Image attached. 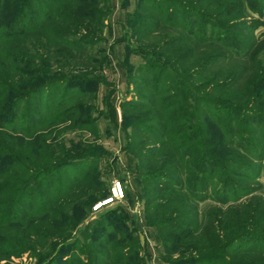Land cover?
Segmentation results:
<instances>
[{"label": "trees", "instance_id": "1", "mask_svg": "<svg viewBox=\"0 0 264 264\" xmlns=\"http://www.w3.org/2000/svg\"><path fill=\"white\" fill-rule=\"evenodd\" d=\"M127 3L123 0V6ZM108 6L110 0H0V264L37 249L47 250L45 258H51L47 264L114 263L105 250L83 246V260L67 253V246L56 248L71 238L72 229L87 215L85 208L93 195L87 186L100 187L98 174L86 177L81 173L83 169L76 167L71 171V180L62 178L60 185L52 189L49 183L39 181L41 176L57 171L52 159L62 162L59 166L65 169L66 161L81 157L65 154L70 160H56L54 151L59 146L52 150L46 140H41L39 150H31V155L25 139L16 134L26 129L23 125L30 124L31 118L43 120L36 109L43 104L47 112L55 110L54 121L58 117L73 120L83 107L76 102L65 109L69 96L90 88L94 81L88 77H63L58 71L76 66L78 61L88 63L85 67L90 68L92 55L86 58L84 52L95 40L87 30L104 26L111 12ZM261 9V0H141L136 10L139 19L134 25L135 37L151 35L155 42L148 44L154 49L153 55L142 50L135 53L145 57L138 72L146 76L140 79L130 77V73L128 77V85L145 91L123 103L125 128V119L131 114H144L140 121L130 123L127 151L132 155L139 152L136 158L148 206L166 200L163 206L152 205L148 216L171 211L168 217L150 219V223L159 229L174 227L189 233L180 234L191 236L202 230L199 219L205 214L202 239L219 249L212 255L177 264H229L225 256L242 253L264 261L263 199L254 198L249 204L232 207L228 209L230 213L216 210L201 214L197 205L208 200L228 205L249 197L255 191L251 182L257 180L263 168L264 118L262 112L249 107L256 98L254 102L259 103L262 94L255 93V89L236 94L245 80L248 85L246 66L240 73L233 69L221 74V78L220 73L211 71L222 47L231 51L224 61L246 60L247 55L238 54L240 51L235 52L233 46L250 48L253 37L237 43L231 32H248L251 10L261 14ZM40 39L46 42L34 56L35 48L30 49L29 41L40 44ZM49 58L60 70H50ZM196 80L202 83L190 84ZM261 80L264 83V74ZM202 90L206 94L198 93ZM87 124L94 122L83 121V125ZM91 127L94 132L96 126ZM152 139L158 143L143 150ZM37 153L42 154L41 158ZM157 163L168 171H152ZM79 196L83 200L76 202L74 198ZM77 214L76 222L73 217ZM227 214L232 217L226 218ZM229 218L232 221L227 222ZM223 231L227 237L220 235ZM87 238L93 244H109L108 238L93 234ZM130 255L123 254V259L131 260Z\"/></svg>", "mask_w": 264, "mask_h": 264}, {"label": "rangeland", "instance_id": "2", "mask_svg": "<svg viewBox=\"0 0 264 264\" xmlns=\"http://www.w3.org/2000/svg\"><path fill=\"white\" fill-rule=\"evenodd\" d=\"M110 2L111 9L109 6L108 8L111 12L109 13V17L104 20V26L101 29L97 27L96 29L91 30V28H89L90 30H87V32L90 31L92 33L95 40L94 44L86 46L87 48L84 52L86 58L92 55L93 63L90 65V68L85 67L88 63L83 64V62L78 61L79 63L77 62L76 66L70 65L63 69V71H58L60 68L55 64L53 58H49L48 60L50 70L54 73L58 71L63 77L72 79L88 77L94 81V85L90 88L84 91L76 90L73 96H69V104L65 109L77 102L83 105L76 113L80 114H74L73 120H63L64 117H58V120L54 121L55 110L53 111L52 109L47 112L45 104H43V106L36 108L38 112H41L40 116L43 120L38 122L34 118H31L30 124L25 122L23 125L24 129H26L16 133L25 139L27 153L31 152V155H33L32 151L35 152V149L39 150V142L41 140H46L47 143L52 146V150L53 146H59V148H56L54 151L56 160L60 159L66 161L69 159L65 157V154L72 156L79 155V157H81L78 160L66 161L68 166H65V169L69 171L68 173L65 172V169H61V165L59 166L62 162H54V159H52V163H54L52 166L57 167V171H54L50 176H41L39 180L40 182L44 181L49 183L48 185H52V189L60 185L59 183H61L60 180H62V178L71 180V171L75 170L76 167L83 169L81 173L86 177L98 174V186L100 187L96 188L94 186V188L91 189L92 185H88L87 188H89L90 191L86 188L90 195L93 194L91 199L88 198L89 203L87 208H85L87 215L80 224L72 229L71 238L61 242L56 248L60 249L61 247L67 246V253L70 255H79L83 260L86 259V256L82 255L80 251L83 246L98 251L105 250L110 254L111 259H113V264H177L181 263L180 260H189L198 258L199 256L212 255L218 252L219 249H216L215 246H213L214 244H211L212 242L202 239L205 234L203 226L206 219L204 220V218H207L205 214L199 219V227H201L200 229L202 230H200L199 233L195 232L191 236L182 235L183 233L189 234L185 230V232L182 233L177 231L174 227L159 229L156 226L157 224L150 223V219L151 221H155V219L160 221V217H168V211L170 210H162L158 214H151V216H148V212H152V205L158 203L163 206L166 200L161 199L159 202H151L149 206L146 202L143 193V185L145 182L140 178L138 169L140 162L136 158L139 152H134L132 155L127 151V146L129 144L128 134L129 131H131L130 123L140 121V118H142L144 114L141 113L136 115L133 113L125 119V122L128 124V126H126L127 129L124 127L122 108L125 100L130 101L135 98L136 94L138 95L145 91L143 89L135 90L133 84L128 85V77L130 73V77L136 76L140 79L146 76L145 73L138 72L139 68L145 63V57L135 53L138 52L137 50H142L153 55L154 49L148 44H153L155 41L153 42V36L151 35L140 39L135 37L134 25H138L137 21L139 19V16L136 15V10L141 4V0H128L125 6H123V0H110ZM261 5V14L253 12L252 10L249 14L248 20L251 29L248 32H242L236 29L231 32V35L237 43H242L243 39H247V37L254 38L249 40L252 41L250 42V48L233 46L235 52L237 50L240 51L238 54L247 55L246 60H240V62L242 61L241 63L228 61L231 63L229 65L228 62L224 60L231 51L222 47L220 48V52L219 50L218 52L216 51L220 58H218L217 64L211 68V71L220 73L219 77L221 78V74L227 71L236 69V73H240L242 71V66H246L247 72L245 76L247 79L249 78L248 85H246L245 80L243 85L236 91V94L250 91L254 92V89L255 93L259 92L258 95L262 94V100H260L259 103H255L254 101L257 99L256 98L249 107H252L253 111L256 113L262 112L260 114L264 118V83L261 80L262 74H264V72L261 74V72L264 71V0H261ZM120 7L122 10L124 9L130 12H127V23L123 29L122 38L116 43L113 31L114 21L112 17L114 15V10ZM98 29L100 32H97ZM122 39H124V41H122ZM40 41V44H38L37 40H35L34 43L33 41H29L30 49L33 50V47L35 48V51L33 50L34 56L39 54L37 53L38 48L42 51L41 47L46 42L44 39H40ZM249 41L246 43L249 44ZM116 44L125 48V57L122 62L116 59ZM130 51L131 53H129ZM43 52L40 53L42 54ZM44 57L46 58L45 55ZM134 57L139 58L135 60V64L132 62V58ZM140 59L141 62L139 63ZM5 61L4 59V62ZM242 63H244V65H242ZM197 83L201 84L202 82L196 80L190 84L197 86ZM64 91V88L59 91V97L63 95ZM198 93H201V95L206 94V90L199 91ZM42 97L44 102L46 100V94L44 93ZM73 97H75L74 101H72ZM135 103L138 104L139 102ZM26 107L27 102L23 104V108L26 109ZM85 120H87V122H94V124L91 125L96 126V129H94L95 133L90 124L83 125V121ZM157 143V140L152 139L143 150H147ZM36 155H39L40 158L42 156V154L39 153ZM163 159L164 156L159 159V162ZM27 162L30 163L31 161L28 159ZM152 168L154 172L164 171L163 173H165L168 171L166 168H160L158 163L153 164ZM260 171L261 174L257 180L251 182L250 186L255 191L249 197L244 196L237 203L234 202L228 205L218 203L214 200H208L197 204L199 213L203 214L216 210L230 213L231 211H228V209L245 203L249 204L254 198H261L264 201V163ZM117 180L122 181L124 184L126 191L125 199L99 212H95L93 210L95 205L112 197L113 182ZM44 189L46 190V188ZM77 192L79 191L77 190ZM74 200L80 202L83 198L79 196L75 197ZM111 202L113 201L107 204ZM230 216L227 214L226 218ZM172 218L175 220V215L172 216ZM73 220L76 222L79 220L78 214L73 217ZM230 221H232V218H229L227 222ZM161 223L164 225L165 221ZM179 223L183 224L182 220H179ZM89 234L97 235L105 239L108 238L109 244H93L90 239H86V235ZM220 235L227 237V232L223 231ZM76 242H78V245L74 244ZM193 242H196V244H192ZM249 242H251L250 239ZM130 253L132 254L130 255ZM46 254H48L46 249L31 250L23 253L21 256H12L9 260H3L1 263L47 264L51 261V258H45ZM123 254L130 255V257H132L130 258L131 260L123 259ZM224 259L227 260L229 264L264 263L263 259L254 258L253 255L246 253L233 256L228 255L225 256Z\"/></svg>", "mask_w": 264, "mask_h": 264}, {"label": "crops", "instance_id": "3", "mask_svg": "<svg viewBox=\"0 0 264 264\" xmlns=\"http://www.w3.org/2000/svg\"><path fill=\"white\" fill-rule=\"evenodd\" d=\"M127 12H130V11H125L124 9L122 10L121 7L117 8L116 10H114V13H113L114 15L112 17V20L114 21L113 31H114V34H115L114 38L116 40V43L118 42V40H120L122 38L123 29H124V27L126 26V23H127V21H126L127 20L126 19L127 18ZM118 44H120V43H118ZM118 44H116L117 45V49H116V54L115 55H116V59L117 60H121V62H122L124 60V57H125V48L121 47V45H118ZM136 59H139V58L138 57L132 58V62L134 63ZM140 62H141V59L139 60V63Z\"/></svg>", "mask_w": 264, "mask_h": 264}, {"label": "built area", "instance_id": "4", "mask_svg": "<svg viewBox=\"0 0 264 264\" xmlns=\"http://www.w3.org/2000/svg\"><path fill=\"white\" fill-rule=\"evenodd\" d=\"M126 196V191H125V187L124 184L122 183V181L117 180L115 182H113V188H112V197L110 199H106L102 202H99L97 205L94 206V211L95 212H99L100 210L116 203L119 201H122L125 199ZM113 201L109 204H107L108 202Z\"/></svg>", "mask_w": 264, "mask_h": 264}]
</instances>
